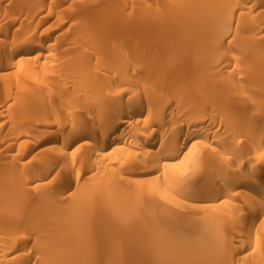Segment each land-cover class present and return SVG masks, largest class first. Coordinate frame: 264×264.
Returning a JSON list of instances; mask_svg holds the SVG:
<instances>
[{
	"label": "bare ground",
	"instance_id": "1",
	"mask_svg": "<svg viewBox=\"0 0 264 264\" xmlns=\"http://www.w3.org/2000/svg\"><path fill=\"white\" fill-rule=\"evenodd\" d=\"M0 264H264V0H0Z\"/></svg>",
	"mask_w": 264,
	"mask_h": 264
}]
</instances>
